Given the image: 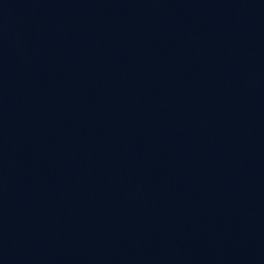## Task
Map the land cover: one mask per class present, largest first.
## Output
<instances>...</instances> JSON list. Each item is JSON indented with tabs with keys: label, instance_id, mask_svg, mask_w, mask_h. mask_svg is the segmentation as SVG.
<instances>
[{
	"label": "water",
	"instance_id": "water-1",
	"mask_svg": "<svg viewBox=\"0 0 264 264\" xmlns=\"http://www.w3.org/2000/svg\"><path fill=\"white\" fill-rule=\"evenodd\" d=\"M0 264H264V0H0Z\"/></svg>",
	"mask_w": 264,
	"mask_h": 264
}]
</instances>
